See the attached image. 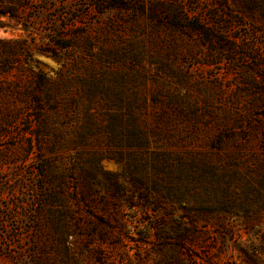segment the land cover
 <instances>
[{"label":"rangeland","instance_id":"374dc122","mask_svg":"<svg viewBox=\"0 0 264 264\" xmlns=\"http://www.w3.org/2000/svg\"><path fill=\"white\" fill-rule=\"evenodd\" d=\"M0 264H264V0H0Z\"/></svg>","mask_w":264,"mask_h":264}]
</instances>
